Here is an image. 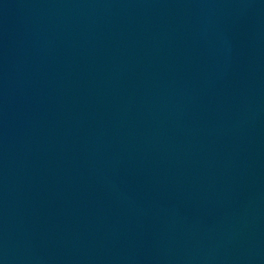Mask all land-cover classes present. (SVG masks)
<instances>
[{
  "label": "water",
  "instance_id": "1",
  "mask_svg": "<svg viewBox=\"0 0 264 264\" xmlns=\"http://www.w3.org/2000/svg\"><path fill=\"white\" fill-rule=\"evenodd\" d=\"M0 264H264V0H0Z\"/></svg>",
  "mask_w": 264,
  "mask_h": 264
}]
</instances>
